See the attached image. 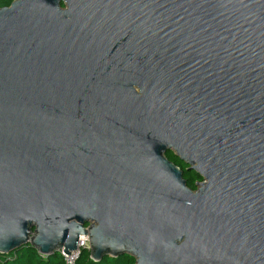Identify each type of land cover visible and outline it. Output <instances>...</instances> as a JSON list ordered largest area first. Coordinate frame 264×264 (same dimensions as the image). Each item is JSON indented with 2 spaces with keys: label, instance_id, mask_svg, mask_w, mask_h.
<instances>
[{
  "label": "water",
  "instance_id": "1",
  "mask_svg": "<svg viewBox=\"0 0 264 264\" xmlns=\"http://www.w3.org/2000/svg\"><path fill=\"white\" fill-rule=\"evenodd\" d=\"M79 236L93 263L264 264V0L0 8V255Z\"/></svg>",
  "mask_w": 264,
  "mask_h": 264
},
{
  "label": "trees",
  "instance_id": "2",
  "mask_svg": "<svg viewBox=\"0 0 264 264\" xmlns=\"http://www.w3.org/2000/svg\"><path fill=\"white\" fill-rule=\"evenodd\" d=\"M13 0H0V8L8 7ZM166 159L176 166L182 173V178L188 189L195 190V184L201 182V178L192 171H186V166L179 162L171 153L165 155ZM0 264H66L60 254L41 257L29 246H22L6 256L0 255ZM74 264H134V259L127 256H119L115 259L103 258L99 263H93L88 258L87 251H81Z\"/></svg>",
  "mask_w": 264,
  "mask_h": 264
},
{
  "label": "built area",
  "instance_id": "3",
  "mask_svg": "<svg viewBox=\"0 0 264 264\" xmlns=\"http://www.w3.org/2000/svg\"><path fill=\"white\" fill-rule=\"evenodd\" d=\"M83 248H88L87 237L86 236H79L78 242H77V247H76V250L74 252H71L69 255H65V254H63L62 249H61L59 254L66 264H74L75 260L80 255V252Z\"/></svg>",
  "mask_w": 264,
  "mask_h": 264
}]
</instances>
